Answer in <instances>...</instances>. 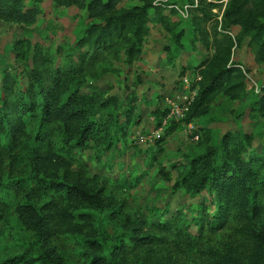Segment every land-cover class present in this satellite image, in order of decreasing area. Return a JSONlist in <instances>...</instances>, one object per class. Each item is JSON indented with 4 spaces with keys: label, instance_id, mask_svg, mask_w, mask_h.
Returning <instances> with one entry per match:
<instances>
[{
    "label": "trees",
    "instance_id": "1",
    "mask_svg": "<svg viewBox=\"0 0 264 264\" xmlns=\"http://www.w3.org/2000/svg\"><path fill=\"white\" fill-rule=\"evenodd\" d=\"M53 1L58 6L84 9L88 19L93 21L87 24L83 36L76 42L80 47L77 59L67 56L61 66L51 69L46 66V54L34 45L33 63L39 61L41 67L34 65L23 89L19 88L12 73H2L0 160L5 152L13 151L19 141L24 140L32 170L43 172L44 177H48L44 180L45 187L56 194L40 204L28 202L16 206L17 216L31 232L33 241L21 253L5 259L3 264H75L65 261L50 245L51 238L56 234H82L90 226L94 227L95 234L85 238L80 264H128V258L134 255L140 259V264H182L179 254L192 250L197 241L186 231L188 219L182 217L180 211L171 213L170 218L162 222L147 223L127 217L117 229L113 242H109L103 236L104 223L96 217L97 211L110 206L103 194L105 187L82 179L78 173L71 177L70 171L60 176L46 172L58 168L67 158L71 162L76 160L77 151L101 133L109 134L110 141L118 132L121 137L127 135L128 122L134 115L138 98L131 96L119 113L107 111L106 119L96 120L95 114L107 107L108 101L97 102L96 94H82L80 87L87 76L94 75L96 64L108 53L115 56L122 53L126 63L138 59L149 32L151 6L158 9L156 19L165 26L168 14H179L174 9L166 11L154 5L153 0H142V4L127 8L117 6L121 0ZM176 3H193V0ZM257 4L264 10V0ZM199 6L198 0L197 6L189 9V16L190 11ZM39 13V4L25 7L23 0H0V19L4 21L32 24ZM234 25L239 26L236 36L229 33ZM200 33L204 47L211 48L212 53L196 67L195 73L201 79L196 82V95L180 120L184 123L206 115L218 95L233 100L242 97L246 71L239 66L242 63L231 60L232 47L241 43L242 37H248L247 47L254 60L264 63V19L250 12L238 8L228 26L214 29L213 34L206 30ZM184 74L182 69L179 76ZM134 81L140 82V76ZM260 93L256 104L264 115V83ZM33 122L39 128L34 137L43 144L41 146L29 144L27 128ZM173 122L178 121L172 120L170 124ZM237 134L223 137L221 160L212 149L196 155L176 183L193 195L202 190L213 194L216 212L209 217L203 206L198 219L201 232L206 226L211 233L223 229L231 216L237 221L236 237L206 246L203 264H264V229L254 226V217L264 212V155L236 154L239 149L245 151L248 142L244 133L242 145ZM53 138L59 139L58 144L52 143ZM162 139L163 136L158 141ZM164 177L169 179L168 175ZM140 180L141 177L132 180L122 177L117 179L116 185L132 189ZM3 187L0 179V189ZM36 244L39 245L34 249Z\"/></svg>",
    "mask_w": 264,
    "mask_h": 264
},
{
    "label": "rangeland",
    "instance_id": "2",
    "mask_svg": "<svg viewBox=\"0 0 264 264\" xmlns=\"http://www.w3.org/2000/svg\"><path fill=\"white\" fill-rule=\"evenodd\" d=\"M257 1L199 0V8L190 11L188 17L167 12L170 13L167 26L158 23V9L151 6L149 32L138 59L126 63L122 53L119 56L108 53L96 64L94 75L85 78L80 92L96 94L97 102L108 101L107 107H102L95 114L96 120L100 117L106 119L107 111L119 113L131 96L138 98L134 115L128 122V137H121L118 132L110 141L109 134L101 133L77 151L76 160L71 162L67 158L61 166L46 172L60 176L70 171L71 177L78 173L82 179L105 187L103 194L110 201V206L97 211L96 217L104 223L103 236L109 242H113L117 229L127 217L133 221L162 222L176 211L188 219L186 231L197 241L192 250L179 254L182 264H203L206 246L236 237L237 221L232 216L223 229L211 233L206 226L201 232L198 219L203 206L209 217L216 212L213 194L202 190L193 195L176 183L189 166L190 159L196 155L212 149L221 160L224 153L222 139L227 134L238 133L242 145V134L248 136L245 151L239 149L236 154L264 155V115L256 104L261 95L260 86L264 83V63L254 60L247 47L248 37H242L241 43L232 47L231 54V60L242 63L246 71L242 97L233 100L218 95L206 115L190 123L173 122L159 133L155 130L159 125L158 119L167 109L164 97L179 88V71L183 69L187 74H194L200 61L212 53L211 48L204 47L200 31L213 34L214 29L228 26L238 8L264 19V10ZM23 2L25 7L39 4L40 13L32 24L0 19V92L4 71L12 73L19 88L23 89L34 65L41 67L39 61L33 63L34 45L46 54V66L51 69L61 66L67 56L77 59L80 47L76 42L83 36L87 24L93 21L88 19L84 9L76 6H58L53 0ZM140 4L142 0H121L117 6L127 8ZM229 30L236 36L239 26H231ZM138 76L141 81H134ZM38 129L35 122L27 128L31 146L43 145L34 137ZM151 132L154 137L151 142L138 141L139 133L145 135ZM162 136L163 139L158 141ZM58 142L59 139H52L55 145ZM26 145L24 140L19 141L14 150L5 152L0 160V179L4 182V187L0 189V264L21 253L33 241L31 232L17 216L16 206L28 202L40 204L56 196L55 192L45 187L44 180L48 177H44L43 172L32 170ZM122 177L131 180L141 177V180L136 187L124 189L116 185L117 179ZM254 226L264 229V212L254 217ZM93 233L95 229L90 226L82 234H56L51 238L50 245L65 261L80 264L84 240ZM128 264H140V259L136 255L131 256Z\"/></svg>",
    "mask_w": 264,
    "mask_h": 264
},
{
    "label": "built area",
    "instance_id": "3",
    "mask_svg": "<svg viewBox=\"0 0 264 264\" xmlns=\"http://www.w3.org/2000/svg\"><path fill=\"white\" fill-rule=\"evenodd\" d=\"M198 0H193V3L177 4L170 0H153V4L163 7L166 11L174 9L182 17L189 16V9L196 7ZM242 68V65H239ZM201 79V76L196 73L192 77L189 75H183L179 78L180 91L175 93L174 96H165L164 101L167 106L165 114L160 120V124L157 126L155 132L159 133L164 127H167L172 120L180 121L187 113L188 107L194 99L197 92L196 82ZM193 83H195L193 85ZM187 91V92H186ZM179 100V102H177ZM152 133V134H151ZM150 134L137 135V139L140 143L151 142L153 140V132ZM155 133V134H156ZM197 138V137H195Z\"/></svg>",
    "mask_w": 264,
    "mask_h": 264
},
{
    "label": "crops",
    "instance_id": "4",
    "mask_svg": "<svg viewBox=\"0 0 264 264\" xmlns=\"http://www.w3.org/2000/svg\"><path fill=\"white\" fill-rule=\"evenodd\" d=\"M229 33L232 35L231 31H230ZM181 70H182V69H181ZM181 70H180V71H181ZM180 71H179V73H180ZM179 73H178V74H179ZM194 74H196V73H194ZM194 74L191 75V74H187V73H185L184 75H189V76L192 77ZM182 76H183V75H182ZM179 86H180V83H179ZM179 91H180V89L178 88V89H176V90L174 91V93H172L171 95H168V96H172V95H174L175 93H177V92H179ZM151 118H152V117H151ZM125 137H128V136H125Z\"/></svg>",
    "mask_w": 264,
    "mask_h": 264
}]
</instances>
